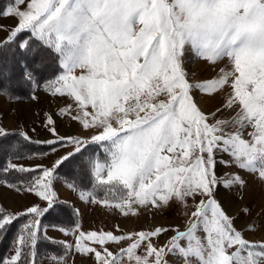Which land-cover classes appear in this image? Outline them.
<instances>
[{
  "label": "snow or ice",
  "instance_id": "1",
  "mask_svg": "<svg viewBox=\"0 0 264 264\" xmlns=\"http://www.w3.org/2000/svg\"><path fill=\"white\" fill-rule=\"evenodd\" d=\"M0 14L17 19L0 42V55L28 33L17 47L52 57L59 74L47 81L46 90L75 104L59 114L94 132L89 138L60 136L48 116L55 139L46 143L71 145L72 151L50 168L10 162L3 169L35 172L20 182L22 187L5 183L34 194L47 207L34 205L19 213L0 208V235L26 218L14 239L15 255L2 264H35L41 217L56 203V173L89 144L99 145L103 158L94 153L89 159L85 176L90 187H81L82 200L124 216L136 215L140 207L166 208L173 201L187 209L189 199L194 211L185 231L156 227L122 235L85 233L77 222L59 229L75 236L74 244L62 242L65 253L94 254L97 264H121L125 258L129 264H167V254L179 255L184 264H264V220L248 218L251 210L245 206L239 211L247 223L238 230L237 217L215 198L220 184L245 186L239 174L216 175L218 155L231 158L220 163L264 181V0H14ZM189 51L192 58L212 64L227 59L230 68H222L215 79L191 83L184 67ZM24 68L23 79L34 84V71L27 64ZM226 87L230 91L211 112L202 110L193 95L194 90L214 94ZM69 187L75 190L76 184ZM168 231L175 235L157 248L152 239ZM256 231L262 238L249 240L246 234ZM126 240L129 245L118 254L106 247ZM145 244V255L137 254ZM52 259L64 264L65 256Z\"/></svg>",
  "mask_w": 264,
  "mask_h": 264
},
{
  "label": "rangeland",
  "instance_id": "2",
  "mask_svg": "<svg viewBox=\"0 0 264 264\" xmlns=\"http://www.w3.org/2000/svg\"><path fill=\"white\" fill-rule=\"evenodd\" d=\"M24 7L23 5L21 6ZM4 18V19H2ZM0 26H4L2 30V38L9 33V31L17 25V19L14 17L0 16ZM0 37V38H1ZM193 54L189 51L186 54V63L184 65L186 71L189 73V81L191 83H199L217 78L220 71L212 72L209 70H199V62L204 63L203 66L207 65L218 69H228L229 61L224 59L216 64L208 63V61L194 59ZM230 68V67H229ZM226 91V92H225ZM230 91L227 87L214 94H202L199 90H194V98L197 96L203 101L202 110L206 112L214 111L219 107L224 100L227 92ZM195 93V94H194ZM222 93V94H221ZM33 96L36 98L33 99ZM220 96V97H219ZM73 103L68 97H61L59 95L53 96L49 91L46 90V84L39 86L30 99H17L10 100L4 95L0 94V125L5 129L14 127L21 129L27 136L34 140L46 142L48 140L55 139L53 134L49 131L47 125V117L51 116L55 121L54 127L56 132L60 136H79L89 138L94 134L93 130H85L76 121L71 120L67 115H60V109L66 108L68 104ZM209 104H212L209 106ZM75 104L73 103V108ZM75 114V113H73ZM227 115V112L224 113ZM1 128V127H0ZM245 138H248L247 135ZM72 151V146L59 147L56 151L51 152L49 155L46 154L40 159L36 160H25L15 161V164L23 165L27 168H35L38 165L42 167H52L55 160L61 156L66 155ZM231 158L227 154L218 155V163L216 165V175L219 178H224L232 174H239L245 181V186H234L232 188H225L223 184L217 187L215 198L225 209L227 214L235 216V227L239 230L246 223L247 219L245 216L240 214V209L247 206L251 210L250 219L264 220V181H262L257 174H252L247 171L237 168L234 164L225 165L220 163V160L228 161ZM249 183V184H248ZM11 185L21 186V183H7ZM5 182H0V205L5 207V202L2 197H7L12 202L11 208H6L11 213H19L25 210L27 207L39 205L41 208L47 207L45 201L40 200L34 194L20 191L17 192L15 188L8 187ZM70 182L62 180L61 178L55 177L53 181V191L56 193V201L58 202H72V207L78 215V223L80 224V230L85 233L90 231H111L115 235L128 234L140 231L154 230L156 227L163 228H175L180 231H185L187 228V221L190 217L191 211H194L192 207L194 201L188 200L189 207L185 209L179 203L173 201L168 207L153 209L150 207H140L137 209L136 215L124 216L119 210L112 207H104L99 204H94L82 200L80 198V190L78 188L69 187ZM256 195V196H255ZM258 195V196H257ZM200 197H196L195 202H199ZM187 212L189 215H185ZM259 214V215H257ZM58 226H45L43 233L50 240L59 242L60 244H74L75 236L69 234L65 235L61 232ZM202 238L204 233L200 231L198 233ZM175 235V232L168 231L161 234L158 237L152 239V243L157 247H161L166 244L168 239ZM247 238L252 241H258L262 238L260 231H256L252 234H246ZM63 242V243H62ZM89 243V242H85ZM130 241H123L120 243H109L106 247L114 254H118L122 248H126ZM182 244L184 241L181 242ZM99 249V246L96 245ZM146 244L142 245L138 250L137 254L145 255ZM5 260L10 259L15 255V246L10 248L3 254ZM65 256L64 264H97L94 254L81 255L75 251H69L62 254ZM53 256L48 255L41 259V264H57L56 260L52 259ZM61 256V255H59ZM164 259L167 264H184V260L179 255L167 254ZM121 264H129V261L125 258ZM192 264H196L193 260Z\"/></svg>",
  "mask_w": 264,
  "mask_h": 264
},
{
  "label": "trees",
  "instance_id": "3",
  "mask_svg": "<svg viewBox=\"0 0 264 264\" xmlns=\"http://www.w3.org/2000/svg\"><path fill=\"white\" fill-rule=\"evenodd\" d=\"M11 4H14V0H0V13ZM28 38V33H22L16 41L3 49L4 55H0V94L10 100L30 99L39 86L55 79L59 74L58 64L54 62L52 57L40 54L33 55L30 51L25 52L17 47L19 42ZM25 64L35 73L34 84L23 79L22 73L25 70ZM21 132L14 129L6 131L7 135L0 136V182L20 183L21 181L30 180L33 175H36L35 172H4L3 169L10 162L40 159V157L53 152V147L56 149L61 147L59 144L53 146L30 137L28 141H25L19 135ZM94 153H99L101 158H103L100 146L89 144L82 154H77L66 161L58 169L56 177L75 183L76 188L79 190L83 186L90 187L89 180L85 176V168ZM99 195L102 196L103 194L100 193ZM0 208L3 207L0 206ZM4 211L11 213L6 209ZM25 220V217H21L8 228L6 234L0 235V264L5 260L3 254L14 246V239L18 229ZM77 221L78 215L70 203L56 201L49 212L41 217V232L37 243L35 264H41V259L50 254L59 256L64 253L62 244L46 237L43 233V228L52 225L66 229L73 228Z\"/></svg>",
  "mask_w": 264,
  "mask_h": 264
},
{
  "label": "crops",
  "instance_id": "4",
  "mask_svg": "<svg viewBox=\"0 0 264 264\" xmlns=\"http://www.w3.org/2000/svg\"><path fill=\"white\" fill-rule=\"evenodd\" d=\"M2 19H4V18H2ZM0 21H1V19H0ZM2 34H3V33H2V31H1V32H0V37L2 36ZM8 34H9V33H8ZM8 34H7V35H8ZM7 35H5L3 38L1 37V38H0V42H1V41H4V40L6 39V37H7ZM0 124H1V123H0ZM2 125H3V124H2ZM2 125H0V127L3 128V129L5 130V132H6V131H9V130H14V129H16V128H14V127H10V128H6V129H5ZM17 130L22 131L21 129H17ZM22 132H23V131H22ZM28 137H29V136H28ZM30 138H31V137H30ZM32 139H33V138H32ZM2 198H3L4 202H5V207H6V208H7V207H8V208H11V207H12V202H10L9 199H8L7 197H2ZM71 204H72V202H71ZM0 206L3 207V208L5 209L4 206H2V205H0Z\"/></svg>",
  "mask_w": 264,
  "mask_h": 264
},
{
  "label": "bare ground",
  "instance_id": "5",
  "mask_svg": "<svg viewBox=\"0 0 264 264\" xmlns=\"http://www.w3.org/2000/svg\"><path fill=\"white\" fill-rule=\"evenodd\" d=\"M201 60V59H200ZM205 63V62H204ZM204 63H202V62H199V70L200 71H202L203 69L204 70H209V68L210 69H212V72L214 71V72H216V71H220L221 69H218V68H215L214 67V69H213V67L211 68V66H209V65H207V67H205V66H203L204 65ZM209 63V62H208ZM229 67H230V65H229ZM228 67V68H229ZM226 69H227V67H226ZM226 92V91H225ZM195 94V93H194ZM222 94V93H221ZM220 97V96H219ZM225 98V97H224ZM195 99L198 101V105H199V107H202V108H204L203 107V101H201V99H199L197 96H195ZM212 104H209V106H211ZM249 184V183H248ZM256 196V195H255ZM258 196V195H257Z\"/></svg>",
  "mask_w": 264,
  "mask_h": 264
}]
</instances>
